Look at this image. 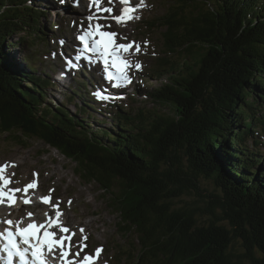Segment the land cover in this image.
<instances>
[{"label":"trees","instance_id":"trees-1","mask_svg":"<svg viewBox=\"0 0 264 264\" xmlns=\"http://www.w3.org/2000/svg\"><path fill=\"white\" fill-rule=\"evenodd\" d=\"M168 1L141 27L162 30L167 52L150 70L162 83L133 90L158 108L107 104L111 126L92 131L43 102L57 83L36 64L20 71L8 56L15 34L46 40L42 6L0 0V135L57 150L104 189L118 234L133 236L120 264H264V0ZM89 108L101 112L84 100L80 115Z\"/></svg>","mask_w":264,"mask_h":264},{"label":"rangeland","instance_id":"rangeland-1","mask_svg":"<svg viewBox=\"0 0 264 264\" xmlns=\"http://www.w3.org/2000/svg\"><path fill=\"white\" fill-rule=\"evenodd\" d=\"M36 1L39 5H43L44 8H42V10L46 12V16L41 19L42 30L45 32L46 40L44 42H35L32 45L27 35L15 34L13 37L15 45H12L8 52L11 62L16 65L20 71H29V66L34 63L37 65L38 70L35 72L36 75L57 82L58 85L45 90L47 97V100L44 99L43 101L45 104L50 103L54 108L56 106H64L73 117H77L80 120H90L88 125L89 130L97 131L100 128L110 127L111 123L107 122L110 116L105 115L102 109L100 112L99 110H92L89 108L88 112L80 115L79 107L83 105L84 100L88 101L89 104H94L92 103V99L84 95L83 91L79 90L78 93L75 92L77 98L74 103L67 104L65 102L64 93L69 94L71 92L69 89L73 87H71V84H66L68 79L70 80L71 76L75 77L76 73H84L82 70H77L72 71L71 75L69 64L65 63L64 59L67 60L68 58H72L71 56H73L76 51L74 45L78 44L76 37L80 34L79 22L82 19L85 20L78 12L79 8L77 7V2L80 3L82 1L81 3L84 5L85 0H59L60 3L57 6L53 3L54 0ZM132 3L136 6L140 3V0H132ZM144 3L145 6L138 8L135 12V15L140 17L139 19H133L123 24H117L115 20L109 19L108 23L105 24L111 25L113 31L119 34L117 38L120 42H135V44L141 46L139 52L135 51V47H133L130 52L132 64L134 65L137 62L141 64L139 70H136L135 67L131 69V73L134 77L131 88H127L129 90L124 92H118L115 97L119 108H134L132 115L138 114L139 111L152 113L158 108V106L150 101L149 97L144 96V94L135 95L133 89L135 90V87L140 85L142 80H144V85L151 84L154 87L160 86L162 81H159L158 77L150 75V70L153 67L155 57L163 56L162 52H167L164 50L163 41L161 39L162 30L155 29L154 31L148 30L144 32V29H141V22L146 18L163 15L169 1L144 0ZM103 5L115 10V6H118V3L114 0L113 4H109L108 0H104ZM94 9L95 8H91V10ZM116 15H119L118 11ZM105 16L108 17L109 14L106 13ZM139 21L140 23H138ZM84 28L87 29V26ZM120 36L127 37V39H120ZM61 41H63V43H61ZM19 42H21V44L18 47L17 45ZM9 43L8 41V44ZM166 56H169V54L166 53ZM57 64L62 66L59 72ZM54 65H56V72L58 73H53ZM85 72L93 76V73L89 72L88 69H85ZM46 74L47 77L45 76ZM58 77L60 81L57 80ZM90 77L91 75H89V78ZM77 78V85L86 84V78L82 77L81 74H79V76L77 75ZM94 79L97 85H102L105 82L102 80V76L99 77L95 75ZM25 85L26 84H24V86ZM68 86L69 88H67ZM126 93L132 94V97H125L124 94ZM90 97L96 98L93 93L90 94ZM102 104L95 103L94 106L101 108ZM76 105L78 106L76 107ZM114 110L115 109H113L112 112ZM158 110L160 112H170L168 107H161ZM92 116H94L95 119H93ZM83 117L85 119H83ZM97 121L102 122L105 126H103V128L99 127L96 123ZM263 134V132L259 134L262 139H264ZM261 138L259 139L262 140ZM26 143V147L29 148L16 145L12 140L9 138L7 139L6 135H0V162L1 160H3L2 163L7 161V157L13 155L17 156L16 159L20 162L23 160L26 161L25 166H21L17 172H14L16 177L12 180L11 188L19 187L22 189L33 180L37 181V187L32 189L33 192L30 194V206L17 209L14 213L13 210H10L12 212L11 217L9 216L10 219L13 220V217L19 212L18 216L16 215L18 219H16L20 220L24 218L22 224L24 226L32 221L37 224L45 223L47 219L45 213L49 216H53L55 210L49 204L42 203L40 197L43 196L42 193L45 194L44 196H48L51 190V204H55L57 201L60 202L59 209H61L64 214L62 215L63 223L75 234L72 237V242L77 243L81 240L82 235L80 229L83 228V235L87 236V239L84 240V244L87 246L84 252L91 254L94 253L96 248L102 247L103 251L97 264H120L118 261L119 255L121 252L127 250L128 244L132 241L133 236L131 238H126L118 234L117 217L108 207L107 200L104 197V189L102 190L98 183L85 184L75 175V165L66 160L57 150L44 146L41 142L36 140L27 141ZM250 143L251 141L249 140V146H251ZM262 151L264 152V146L262 147ZM28 167V173H26L24 170ZM33 173L38 175L34 176ZM9 174H13V172ZM27 175L29 176L27 177ZM18 197L23 198V194H18ZM188 201L191 204L195 203L192 198H188ZM197 202L198 201H196V203ZM36 203H39L41 206L39 207ZM1 212L5 213L7 211L1 209L0 213ZM27 213H33L34 215L31 219H28ZM58 235L60 234L58 233ZM78 250V248H72L71 251L74 254ZM52 261L56 263L57 260Z\"/></svg>","mask_w":264,"mask_h":264},{"label":"snow or ice","instance_id":"snow-or-ice-1","mask_svg":"<svg viewBox=\"0 0 264 264\" xmlns=\"http://www.w3.org/2000/svg\"><path fill=\"white\" fill-rule=\"evenodd\" d=\"M102 2L103 0H90L89 2V7L95 8V11L86 17L89 22L87 29H84L77 36L82 45L77 58L87 52L94 53L102 62L103 74L108 81L112 82V86L115 88L126 87L132 82L128 74L129 69L135 67L136 70H139L141 64L137 62L133 65L130 60L124 58V54H130L129 49L133 47H135L136 52H139L141 46L135 42L117 43L119 34L106 31L105 29L110 28L111 25H102L98 21L113 19L117 24H123L133 19H139L140 17L136 16L135 12L138 8L145 6V3L144 0H140L138 5L131 6L130 0H119L122 5L120 14L113 16L111 15L113 9L111 7L102 8ZM108 2L113 4L114 0H108ZM102 12L109 13V16L98 15ZM119 38L127 39L123 36ZM94 95L100 99L109 98L100 92H96ZM10 167H15V165L10 163L0 165V204L12 207L18 200L23 204L31 203L29 189H35L37 181L33 180L22 189L8 187L13 182L7 173V169ZM33 175L38 174L33 173ZM18 192L24 193L23 198L16 196ZM40 201L49 204L55 210L54 217L45 213L47 217L45 223L32 222L26 226H21L24 218L16 221L11 219L0 220V224L7 225V227L0 229V253L3 254L0 255V264H50L49 257L52 260H59L60 264H97L103 248H96L91 254L84 252L87 247L84 240L87 239V236L83 235V228L80 229L81 240L77 243L72 242V237L75 234L60 219L64 215L59 209L60 202L51 204V190L48 196L40 197ZM33 215V213H27V218L31 219ZM72 248L79 250L73 254Z\"/></svg>","mask_w":264,"mask_h":264},{"label":"bare ground","instance_id":"bare-ground-1","mask_svg":"<svg viewBox=\"0 0 264 264\" xmlns=\"http://www.w3.org/2000/svg\"><path fill=\"white\" fill-rule=\"evenodd\" d=\"M82 2V1H81ZM77 7L79 8V10H80V8L83 10V11H87L88 10V7H89V3L87 2V0H85V3H84V5H82V3L80 4V3H78L77 2ZM82 6V7H81ZM84 8V9H83ZM84 22V21H83ZM76 41H77V43H79L80 44V41L77 39V37H76ZM129 51H131V49H129ZM84 55L88 58V59H92L91 60V62L88 60V59H85L84 58V56H82L83 57V60H81L85 65H87V66H90L91 68H96V69H99L100 70V72H101V74H103V64H102V62L98 59V57L94 54V53H91V52H87V53H84ZM96 58V59H95ZM78 59H80V58H77V60ZM72 75V74H71ZM92 75V74H91ZM103 76H104V74H103ZM57 80L58 81H60L59 80V77L57 78ZM55 84V83H54ZM32 115V114H31ZM254 148V147H253ZM16 157L17 156H8L7 157V161H4L3 163H2V161L3 160H1V162H0V164L1 165H4L5 163H10V164H14L15 165V167H10V168H8L7 169V173H8V175L11 177V180H13V179H15V177H16V175H12V174H9L10 172H17V170L19 169V168H21V166H25V164H26V161L25 160H23L22 162H20V161H18L17 159H16ZM29 166V165H28ZM46 167V166H45ZM28 169H29V167L28 168H26L24 171H26V173H28L27 171H28ZM21 172V171H20ZM24 173V172H23ZM29 175H27V177H28ZM59 176V175H58ZM57 176V177H58ZM8 187H10L11 188V184L8 186ZM19 188V187H18ZM33 191H32V189H29V195L32 193ZM20 193H22L23 194V196H24V193L23 192H18V193H16V196L18 197V194H20ZM82 194V193H81ZM80 194V195H81ZM42 195L44 196L45 194H43L42 193ZM81 197V196H80ZM36 204H38V206L40 207L41 205L39 204V203H36ZM24 206H30V204H22V203H20V201L18 200L17 201V203L14 205V206H12V207H8V206H6V205H2L1 206V209H3V211H7V212H2V213H0V220H6V219H10V217H11V214H12V212L10 211V210H13V213L15 212V210H17V209H20V208H23ZM90 213V212H89ZM18 214H19V212H18ZM18 214H16L17 216H18ZM15 215V217H13V221H16L18 218H17V216ZM10 216V217H9ZM62 217V216H61ZM60 217V218H61ZM17 218V219H16ZM97 220V219H96ZM30 223H32V222H30ZM90 224H92V223H90ZM93 226V225H92ZM4 227H7V226H4V224H0V229H2V228H4ZM81 227V226H80ZM2 253H0V255H1ZM49 260H50V258H49Z\"/></svg>","mask_w":264,"mask_h":264}]
</instances>
